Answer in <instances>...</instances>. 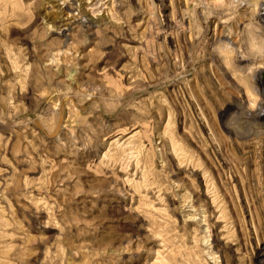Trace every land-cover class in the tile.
Returning <instances> with one entry per match:
<instances>
[{"label": "rangeland", "instance_id": "374dc122", "mask_svg": "<svg viewBox=\"0 0 264 264\" xmlns=\"http://www.w3.org/2000/svg\"><path fill=\"white\" fill-rule=\"evenodd\" d=\"M263 10L0 0V264H264Z\"/></svg>", "mask_w": 264, "mask_h": 264}, {"label": "bare ground", "instance_id": "6f19581e", "mask_svg": "<svg viewBox=\"0 0 264 264\" xmlns=\"http://www.w3.org/2000/svg\"><path fill=\"white\" fill-rule=\"evenodd\" d=\"M261 15H264V10H263V13H261ZM254 73L255 74L253 76L252 75L251 76L254 77L257 81H261V76L264 74V67H261V68L257 69V71L254 72ZM262 112H264V105L261 106L260 109H259V113H262Z\"/></svg>", "mask_w": 264, "mask_h": 264}]
</instances>
